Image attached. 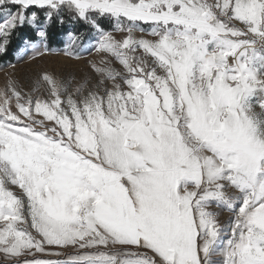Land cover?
<instances>
[{
  "label": "snow or ice",
  "instance_id": "obj_1",
  "mask_svg": "<svg viewBox=\"0 0 264 264\" xmlns=\"http://www.w3.org/2000/svg\"><path fill=\"white\" fill-rule=\"evenodd\" d=\"M17 40L101 59L0 90V264H264V0H0Z\"/></svg>",
  "mask_w": 264,
  "mask_h": 264
},
{
  "label": "rangeland",
  "instance_id": "obj_2",
  "mask_svg": "<svg viewBox=\"0 0 264 264\" xmlns=\"http://www.w3.org/2000/svg\"><path fill=\"white\" fill-rule=\"evenodd\" d=\"M18 54L16 62L12 64L14 67L7 65L0 68V90L6 88L9 80H14L25 92L32 91L38 76L44 71L55 73L61 78L72 79V86L75 88L86 77L93 75L89 62H99L101 59L100 55L94 51L90 54L82 53V58L79 60L71 59L56 52L47 54L44 57H37L35 60L29 58L32 55L31 52L27 53L22 60L18 58ZM42 87H46V85H42ZM257 111H259L258 108ZM231 215L230 212L223 211L219 217L220 222L227 224ZM0 260H2V257H0Z\"/></svg>",
  "mask_w": 264,
  "mask_h": 264
},
{
  "label": "trees",
  "instance_id": "obj_3",
  "mask_svg": "<svg viewBox=\"0 0 264 264\" xmlns=\"http://www.w3.org/2000/svg\"><path fill=\"white\" fill-rule=\"evenodd\" d=\"M76 27H80V26L77 25ZM106 27H108L109 30H111L113 26L110 24H107V22H106ZM52 47L53 48H61V47H63V45L59 44V43H53ZM22 48H23L22 41L17 40L16 42H14L12 50L10 51V53L7 56L0 57V68L5 67V66L10 65V64L11 65L14 64L16 62V56L20 52V49H22Z\"/></svg>",
  "mask_w": 264,
  "mask_h": 264
}]
</instances>
